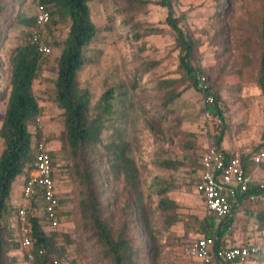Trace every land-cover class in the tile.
I'll use <instances>...</instances> for the list:
<instances>
[{"label":"rangeland","instance_id":"obj_1","mask_svg":"<svg viewBox=\"0 0 264 264\" xmlns=\"http://www.w3.org/2000/svg\"><path fill=\"white\" fill-rule=\"evenodd\" d=\"M138 10L128 0H92V20L99 33L85 48L86 63L78 75V84L91 93V106L109 89H114L112 114L105 115L107 130L103 134L105 144H123L129 147L130 157L140 166L145 181L149 217L157 233L159 255L154 260L151 254L140 264H193L184 256L183 247L203 236L200 222L208 215L201 195L196 191L199 172L197 163L200 154L216 137L224 132L222 147L239 154H252L264 148V95L259 85V69L262 42L260 8L254 0H172L173 12L180 25L196 40L193 65L207 78L212 92H219L223 117H207L209 110L205 95L188 81L182 86L181 96L170 105V113L164 121L158 111L164 91L156 86L159 78H180L179 49L176 38L165 23L168 9L145 0ZM226 1L224 9L219 10ZM22 4H9L8 9L31 17L41 6L38 0H20ZM217 12L218 13L217 15ZM259 18V19H258ZM56 25L25 27L18 21L0 23V37H4L5 49L0 47V87L8 85L10 76L9 56L6 52L21 43L31 42L36 31L51 47V53L39 77L34 82V92L42 108V114L30 126L35 139L46 137L54 160L56 186L61 200V224L58 232L69 234L74 244L67 247L68 259L64 264H110L100 261V248L93 247L83 238L78 210V186L72 181L66 166L69 158L62 149L58 136L63 129L61 110L53 101L54 81L57 76L59 46L52 42L64 40L69 32L70 21L55 16ZM157 63L152 67L151 64ZM198 74V76H199ZM146 77L147 81H144ZM5 111V100L0 99V127ZM211 112V111H210ZM0 138V155L3 151ZM106 151L99 147L95 161L105 180ZM179 160L184 166L177 170L165 169L161 161ZM264 180V162L254 166ZM158 176L163 181H173L177 189L170 197L180 205L182 220L171 229L164 228V215L157 210L159 196L149 198L148 186ZM122 186V180L115 181ZM107 187L104 198L112 203V223L122 216L124 197L115 188ZM19 178L14 189H19ZM120 190V188H119ZM22 197V195H21ZM118 200V201H117ZM117 204L113 202H116ZM12 205L16 209L11 216L15 238L20 244L8 256L17 258L15 264H28L27 251L22 247L21 223L17 217L20 207L26 206L29 215L41 218L37 205L30 208L20 194L13 191ZM259 205L250 204L238 212L234 225L227 234L229 245L254 243L260 247L258 258L264 255V229L257 226L255 213ZM137 219V218H136ZM117 223V222H116ZM132 225V223H131ZM47 231H50L48 228ZM137 238V231H131ZM142 239L144 237H141ZM138 240L136 244L138 245ZM60 243H64L62 239ZM155 261V262H153ZM238 264H256L249 260Z\"/></svg>","mask_w":264,"mask_h":264},{"label":"trees","instance_id":"obj_2","mask_svg":"<svg viewBox=\"0 0 264 264\" xmlns=\"http://www.w3.org/2000/svg\"><path fill=\"white\" fill-rule=\"evenodd\" d=\"M128 1L135 10L146 4L145 0ZM254 1L260 8L259 17L263 27L258 81L264 95V0ZM91 2L92 0H38L41 8L49 10L52 15L48 27L56 25L55 16L62 20L67 18L70 21L67 37L60 42L50 43L61 48L57 57V76L53 93V101L61 110L63 120V129L58 139L70 160L66 166L69 177L76 182L79 190L77 206L81 221V236L91 242L93 247L100 248L101 262L140 264V260L147 257V253H150L154 260L158 258L159 246L156 236L159 231L149 217L150 213L145 203V181L139 164L130 157L129 147L120 143L105 144L103 139V134L107 130L105 115L113 112L114 89L111 88L103 93L92 108L91 93L78 84L79 72L86 63L85 48L99 33L92 20ZM16 3L22 4L20 0H0V23L5 24L11 20V22L18 21L25 27L35 26L37 14L27 17L20 12L14 15L12 11H9L8 5ZM155 3L168 9L165 23L175 35L176 47L179 49L180 70L183 72L180 78H159L156 82V86L164 91L158 111L159 119L164 121L170 113V105L181 96L183 91L181 87L188 81L190 86L197 88L198 77L203 74H199L202 72L193 65L197 48L196 40L180 25V19L173 12L172 0H155ZM225 5L226 1L218 9H224ZM218 13L220 12H217V15ZM3 38L0 37V47L5 49ZM6 53L9 56L10 76L8 85L0 92V99L5 100V111L0 127V138L4 145L0 155V264H15L17 258L8 256L9 252L20 247L11 224V216L16 210L11 199L17 180L26 179L30 175L35 161L33 147L35 135L30 131V126L42 114V108L34 92V82L41 74L46 58L31 42L11 47ZM151 65L155 67L157 63ZM143 78L147 81L146 77L143 76ZM207 94H212L214 97L213 103L207 104L209 111L223 117L219 92H212L209 86ZM223 138L224 132H221L216 137L214 145L231 157L234 152H229L222 147ZM99 147L106 151L105 163L108 168L105 180H100L102 174L94 156ZM262 149L264 148L250 155L241 154L242 166L248 174L252 175L251 169L258 166L253 163L252 157ZM160 164L169 170H177L185 165L182 161L172 159L162 160ZM196 167L200 172L202 153ZM53 168L55 175L54 160ZM120 180H122V186L115 182ZM113 182L118 193L125 198L122 217L114 224L112 223L114 216L110 214L113 205L104 198V191L107 187L112 188ZM176 189L175 182L160 180L158 176L148 186L149 198L155 195L160 197L157 210L164 215V228L167 230L182 220L179 203L170 197ZM252 189H256L255 183ZM201 198L206 210L205 198L203 195ZM117 201L113 204H117ZM231 203L232 212L226 217L207 215L200 222L203 233L201 237L214 239L215 248L257 245L254 243L238 246L228 244L227 234L234 225L236 215L252 204L246 196H239ZM258 207L255 220L258 228L264 229V206ZM28 218L31 224L32 253L35 263L64 264L63 261L68 259L67 247L74 244L71 236L58 232L57 228L47 231L42 218L38 216L30 214ZM131 231H137V238L131 234ZM60 239L64 241L63 244L59 242ZM261 253L263 254V250ZM258 256L249 260L256 261V264H264V255L262 258ZM238 263H241L240 260H237L235 264Z\"/></svg>","mask_w":264,"mask_h":264},{"label":"built area","instance_id":"obj_3","mask_svg":"<svg viewBox=\"0 0 264 264\" xmlns=\"http://www.w3.org/2000/svg\"><path fill=\"white\" fill-rule=\"evenodd\" d=\"M52 18L49 10L39 8L36 15V26L47 25ZM42 34L35 30L31 36V43L38 51L47 56L51 47L42 39ZM197 88L203 92L207 104L214 101L212 94H207L209 85L204 75L198 77ZM208 110L206 115L210 117ZM35 161L30 175L24 180L22 197L29 203L30 208L37 205L41 212L43 225L49 230L58 228L61 224V203L54 178L53 158L46 137L34 141ZM254 164L264 162V149L252 157ZM256 184V189L252 185ZM196 190L204 196L206 212L210 216L223 218L232 212L231 201L239 196L246 198L255 205L264 206V180L256 181L242 166L241 154L234 153L228 157L224 151L216 148L214 144L208 145L202 154V169L196 182ZM29 211L22 206L17 211L21 223L22 247L27 251L28 264H36L32 253L31 224ZM214 239L201 237L183 247V254L193 264H235L247 262L249 258L260 255L261 249L257 245L244 247H214Z\"/></svg>","mask_w":264,"mask_h":264},{"label":"crops","instance_id":"obj_4","mask_svg":"<svg viewBox=\"0 0 264 264\" xmlns=\"http://www.w3.org/2000/svg\"><path fill=\"white\" fill-rule=\"evenodd\" d=\"M252 176L255 178V180L256 181H261V180H263L262 178H263V176L259 173V172H257V169H255V170H253L252 171ZM23 179V184H24V178H22ZM23 184H22V186H20V188L19 189H14V191H15V195L17 196V194H20V198H22L21 197V195H22V187H23ZM15 188V187H14Z\"/></svg>","mask_w":264,"mask_h":264}]
</instances>
